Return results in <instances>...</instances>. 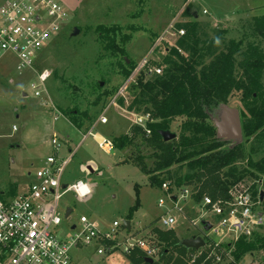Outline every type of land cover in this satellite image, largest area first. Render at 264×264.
<instances>
[{
    "label": "rangeland",
    "instance_id": "obj_1",
    "mask_svg": "<svg viewBox=\"0 0 264 264\" xmlns=\"http://www.w3.org/2000/svg\"><path fill=\"white\" fill-rule=\"evenodd\" d=\"M4 1L0 0V6ZM61 2L71 12L69 24L34 68L20 69L16 55L10 52L0 56V194L13 187L17 192L28 186L42 161L54 152L51 139L56 137L62 144L61 154H73L62 181L71 185L83 180L90 186L86 195L71 189L61 198L59 208L63 217L67 208L73 209L68 222H77L83 214L96 219L101 227L110 226L114 220L124 222L128 219L134 228L147 234L158 227L161 216L171 213L177 218L173 228L181 239L200 234L202 225H194L191 220L200 217L201 206H194L195 201L191 198H179V206L185 207V219L184 214L175 209V200L170 195L175 193L180 197L182 193L174 189L173 181H169L170 193L162 186L152 185L149 176L137 164L125 162L126 158L136 155L137 150L124 152L115 148L106 153L99 147L94 134L114 139L130 130L135 116L126 106L120 105L119 100L123 99L127 104L132 98L125 88L134 69L146 58L151 66L160 67L162 74L169 65V59L173 58L172 48H178L185 55L190 54L191 50L180 44L188 33L189 23H198L199 48L220 34L222 37L218 43L221 49L231 39L243 40L245 44L255 42L264 49V40L256 33L264 16V0ZM171 23H174L171 30L175 32L174 36L166 32ZM99 25L116 27L117 35L98 30ZM75 28L80 30L77 35H73ZM180 29L185 30L183 35H178ZM162 35L164 39L153 49ZM111 42L115 45L110 46ZM113 46L122 51H115ZM45 69L49 70L50 76L41 87L46 91L38 97L32 84L39 83L38 74ZM125 69L131 70L129 76L125 75ZM117 94L119 99L111 104ZM239 96L238 92L232 93L222 108L228 106L240 111L243 135L240 139H231L230 144L242 143L246 157L240 164L246 167L251 144L256 149L254 160L264 156V131L257 133L256 137H245L244 122L249 114ZM75 107L81 111L74 116L80 123L79 127L70 121L67 114ZM106 111L108 122L99 123ZM217 112L212 119L215 125L221 118V115L217 117ZM183 121L184 118L179 117L172 122L171 131L177 136ZM93 126V135L84 139L83 134ZM151 152H146L149 164L153 162ZM178 168L174 166L172 170ZM254 174H250L247 181L251 191L256 190L258 196L264 191V174ZM255 182L256 186L253 185ZM160 199L164 200L162 206L159 205ZM137 203L139 206L130 219L131 209ZM258 208L264 214V201H260ZM64 227L66 225L58 229L59 234L64 235V230H68ZM260 231L264 233V226ZM94 252L95 248L88 246L72 249L71 255L75 261L84 264L96 257ZM229 258L227 256L220 264H228ZM263 259L264 251H255L244 255L238 264H264ZM106 262L128 264L119 255L107 258Z\"/></svg>",
    "mask_w": 264,
    "mask_h": 264
},
{
    "label": "built area",
    "instance_id": "obj_2",
    "mask_svg": "<svg viewBox=\"0 0 264 264\" xmlns=\"http://www.w3.org/2000/svg\"><path fill=\"white\" fill-rule=\"evenodd\" d=\"M204 12L207 13V10ZM70 14L61 0H5L0 6V56L10 52L16 55L20 69L34 68L45 51L66 29ZM173 26L174 23H171L166 32L174 36L175 32L171 31ZM184 33V29L178 30V35ZM163 39L164 36H160L153 49ZM145 68L148 74L162 72L160 67L151 66L145 58L134 69L126 85ZM49 76L50 72L46 69L38 74L39 83L32 84L36 96L40 97L46 91V88L41 87L45 86ZM119 94L112 99L111 104L117 102ZM129 112L135 116L133 124L150 134V124L155 121L151 113ZM105 113L107 111L103 113L99 123L108 122ZM95 127L83 134L84 139L93 135ZM94 136L99 147L106 153L115 149L112 138L101 134ZM51 144L54 152L42 161L26 188L18 190L15 195H11L10 191L0 194V264H80L74 260L71 251L88 246L95 248L96 257L84 264H108L106 259L115 255L122 256L128 264H134L129 257L136 249L141 250L145 262L146 258L158 261L162 245L156 240L153 231L143 234L132 223L128 229L124 222L118 220H114L108 227H101L96 219L86 214L81 215L77 222L71 223L67 220L73 209L68 217L65 214L62 216L59 208L61 198L71 189L86 195L90 186L83 180L71 185L62 181L73 154L63 156L62 144L56 137H52ZM162 188L168 193L172 189L168 181L162 184ZM250 188V184L240 181L232 187L230 197L225 200H215L205 194L197 202L195 194L198 189L192 186L178 189L182 191L180 197L170 193L175 200V209L184 214L185 219V207L179 206V198H191L195 201L194 206H201L200 217L193 218L191 222L202 225V236L206 243L189 255L190 264L199 258H202L200 264H220L227 256L231 257V250L239 239H250L255 233H261L264 214L258 208L260 200L255 199ZM159 205H164L163 199H160ZM203 220L212 224L210 230H205ZM176 222L177 218L169 213L159 218L158 228L174 229ZM63 225L69 231L64 230L65 234L61 235L58 229ZM228 260L231 261L230 258Z\"/></svg>",
    "mask_w": 264,
    "mask_h": 264
},
{
    "label": "trees",
    "instance_id": "obj_3",
    "mask_svg": "<svg viewBox=\"0 0 264 264\" xmlns=\"http://www.w3.org/2000/svg\"><path fill=\"white\" fill-rule=\"evenodd\" d=\"M197 28V22L189 23L188 33L180 41L181 46L191 50L190 54L172 48L173 58L169 59L162 74L148 76L147 68L141 69L125 88L132 95L131 100L127 104L123 99L119 100L128 111L151 113L155 119L150 124L151 133L147 134L143 128L132 124L128 132L115 136L113 141L120 151L137 150V154L126 158L125 162L137 164L149 176L152 185L162 186L166 181H173L178 189L184 186L198 189L195 194L198 201L205 194L215 200H225L230 197L233 186L240 181L248 183L250 174H264V156L254 160L256 149L251 144L248 164L241 166L246 157L242 143L231 145V139L219 138L212 119L216 111L217 117L222 114L223 103H227L232 93L238 92L249 114L244 122L245 137H256L257 133L264 131V49L258 43L245 44L243 40L234 39L221 49L218 43L222 37L220 34L199 48ZM97 29L117 35L116 27L99 25ZM256 33L264 40V16ZM113 47L115 51H122ZM124 71L127 76L131 74L129 69ZM80 113L77 107L67 113L77 127L80 123L75 117ZM179 117L184 118L180 134L165 141L161 132L171 130L172 122ZM147 151H152V164L147 161ZM174 166L179 168L172 170ZM166 174L168 176H164ZM16 190L13 187L11 194ZM252 193L255 199H261V193L258 196L256 190ZM138 206L139 203L131 209L130 219ZM152 231L162 245L158 261L145 262L141 250L136 249L129 257L132 263L190 264L189 255L197 249L184 246L175 229L154 227ZM255 251H264V233L239 239L231 250L233 258L227 263L238 264L244 255ZM201 260L199 258L191 264H200Z\"/></svg>",
    "mask_w": 264,
    "mask_h": 264
},
{
    "label": "water",
    "instance_id": "obj_4",
    "mask_svg": "<svg viewBox=\"0 0 264 264\" xmlns=\"http://www.w3.org/2000/svg\"><path fill=\"white\" fill-rule=\"evenodd\" d=\"M79 29L75 28L73 35H77L79 33ZM217 126V135L219 138L225 139H240L243 135V126L240 116V111L237 108H229L225 106L220 120L216 123ZM165 141L173 140L177 137L175 132L171 130H164L161 132ZM264 199V191H261V200ZM72 212V208H68L65 217H68ZM262 213V212H261ZM262 215V214H261ZM205 230H210L212 224L208 221L203 220ZM124 225L128 229L131 228V221L126 219L124 220ZM206 241L203 236H192L188 238H184L182 240V244L188 248L199 249L205 245ZM146 261L149 263H153V258H146Z\"/></svg>",
    "mask_w": 264,
    "mask_h": 264
},
{
    "label": "crops",
    "instance_id": "obj_5",
    "mask_svg": "<svg viewBox=\"0 0 264 264\" xmlns=\"http://www.w3.org/2000/svg\"><path fill=\"white\" fill-rule=\"evenodd\" d=\"M70 151H72V150L70 149ZM130 221H131V220H130ZM201 231H202V232H200V234H197V233H196V234H194V235H192V236H199V235L202 236V235L204 234V231H203V230H201ZM192 236H190V237H192Z\"/></svg>",
    "mask_w": 264,
    "mask_h": 264
},
{
    "label": "flooded vegetation",
    "instance_id": "obj_6",
    "mask_svg": "<svg viewBox=\"0 0 264 264\" xmlns=\"http://www.w3.org/2000/svg\"><path fill=\"white\" fill-rule=\"evenodd\" d=\"M260 201H264V199L263 200L260 199Z\"/></svg>",
    "mask_w": 264,
    "mask_h": 264
}]
</instances>
